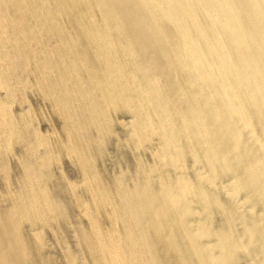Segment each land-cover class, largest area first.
<instances>
[{
  "label": "bare ground",
  "instance_id": "1",
  "mask_svg": "<svg viewBox=\"0 0 264 264\" xmlns=\"http://www.w3.org/2000/svg\"><path fill=\"white\" fill-rule=\"evenodd\" d=\"M76 1L99 10L106 24L92 47L100 68L94 83L101 87L99 103L128 108L132 137L140 129L146 133L150 142L143 148L156 166L119 184L116 197L102 185H86L93 203H108L112 221L103 230L84 208L93 232L81 238L96 264H264V0ZM4 43L0 31V136L6 143L17 127L9 110L16 91ZM36 149L29 147L33 161L24 164L26 179L11 207L13 227L3 225L0 244L16 245L24 239L17 241L22 224L38 225L53 209L42 183L46 161ZM258 204L263 208L256 210ZM219 211L221 222L214 224L210 216ZM6 256L0 251V264H11L1 259Z\"/></svg>",
  "mask_w": 264,
  "mask_h": 264
},
{
  "label": "rangeland",
  "instance_id": "2",
  "mask_svg": "<svg viewBox=\"0 0 264 264\" xmlns=\"http://www.w3.org/2000/svg\"><path fill=\"white\" fill-rule=\"evenodd\" d=\"M72 1L0 0V31L5 35L4 48L5 51H9L7 52L10 55L7 60L11 61L8 75L11 77L12 83L9 84L16 91V97L9 103V110L17 127V130L12 134L14 136H11L12 139L9 138L8 142L5 143V139L0 136L3 141L0 140V236L4 237L6 234V230L2 228L3 225L6 228L9 225L12 226L13 203L17 201L26 179L24 164L33 161L29 155V147L37 148L36 157L40 159L43 157L46 161V166L42 170V173H45V175L42 174V183L44 184L42 185L48 198L51 201L54 200L53 209L50 214H47V220L35 226L24 223L20 226L22 229L19 228L20 232L17 231L19 234L14 231L18 236L17 241L20 240L19 237L23 238L22 236H24L22 241H16L17 244L14 246H7L6 242L2 241L0 251L10 256L1 259L9 261L11 264H96L95 258L91 257L81 238V233L87 232L88 235H91L93 232L91 219L84 216V208L86 207L92 212V217H94L92 219L97 224H101L99 227L103 230L108 228L112 221L107 215V211L110 210L108 203L104 204L105 206L93 203L92 195L87 190V184L91 181L93 187L102 185L108 196L116 197L119 194V184L126 183L128 185V181L131 183L129 178L133 177L138 180L143 175L142 171L156 167L148 149L145 148L150 142L145 140L147 139L146 133L143 135L144 132L140 129L138 130L139 137L137 139L132 137L133 128L130 126L132 114L128 108L117 105L118 108L108 106L106 109L104 106L102 108L99 103L101 87L94 83H96L100 68L92 47L98 37L96 34L105 35L104 28L101 27L103 23L101 12H98L99 10L93 6L91 8L85 2L82 4L81 1ZM50 14L54 16L51 17ZM5 18L6 20H4ZM44 32H46L45 35ZM38 33L39 35L36 36ZM28 59L29 61H27ZM47 68L52 71L48 72ZM88 72L89 74L93 72V79L86 76L89 75ZM75 75L76 77H74ZM94 77L96 78L94 79ZM71 79L74 82L69 81ZM67 85L69 86L67 87ZM73 87L75 88L73 89ZM78 94L81 96L78 97ZM96 103H99V106ZM87 116H90V119ZM100 127L104 129L102 130ZM18 134H21L23 139ZM37 139L39 140L37 141ZM10 140L13 141L9 143ZM143 146L145 147L143 148ZM85 164L86 166H84ZM88 170H91L90 174H87ZM120 179L124 181H120ZM85 180H88L87 183ZM242 193L241 195H243ZM223 195L218 194V198L227 205L229 200ZM255 208L260 210L263 206L258 204ZM96 210L99 211L96 212ZM221 218L220 211L214 212V215L210 216V219L215 222L214 224L221 222ZM1 223L4 224L1 225ZM20 233H22L21 236ZM20 250L24 251L23 255L20 254ZM67 252L73 253V259L69 260ZM72 260L75 262L73 263Z\"/></svg>",
  "mask_w": 264,
  "mask_h": 264
}]
</instances>
